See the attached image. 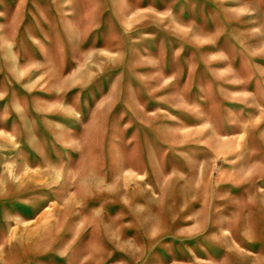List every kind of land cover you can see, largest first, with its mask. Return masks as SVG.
Returning <instances> with one entry per match:
<instances>
[{"label":"rangeland","instance_id":"1","mask_svg":"<svg viewBox=\"0 0 264 264\" xmlns=\"http://www.w3.org/2000/svg\"><path fill=\"white\" fill-rule=\"evenodd\" d=\"M0 264H264V0H0Z\"/></svg>","mask_w":264,"mask_h":264}]
</instances>
